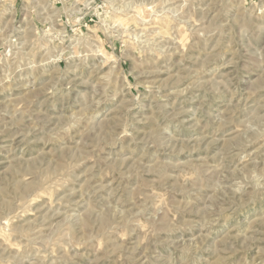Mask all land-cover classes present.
<instances>
[{
	"label": "rangeland",
	"instance_id": "rangeland-1",
	"mask_svg": "<svg viewBox=\"0 0 264 264\" xmlns=\"http://www.w3.org/2000/svg\"><path fill=\"white\" fill-rule=\"evenodd\" d=\"M0 264H264V0H0Z\"/></svg>",
	"mask_w": 264,
	"mask_h": 264
}]
</instances>
